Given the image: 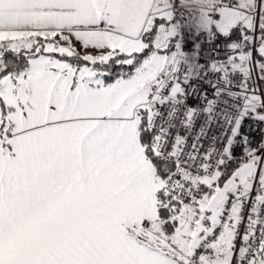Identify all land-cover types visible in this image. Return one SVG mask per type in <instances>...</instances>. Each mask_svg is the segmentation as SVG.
<instances>
[{
  "label": "snow or ice",
  "instance_id": "6c2138e0",
  "mask_svg": "<svg viewBox=\"0 0 264 264\" xmlns=\"http://www.w3.org/2000/svg\"><path fill=\"white\" fill-rule=\"evenodd\" d=\"M0 264H264V0H0Z\"/></svg>",
  "mask_w": 264,
  "mask_h": 264
}]
</instances>
